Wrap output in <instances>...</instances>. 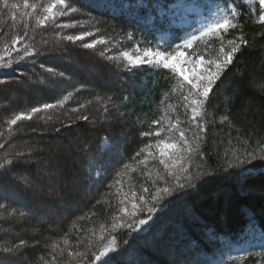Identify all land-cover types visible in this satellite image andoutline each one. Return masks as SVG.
<instances>
[{
    "label": "trees",
    "instance_id": "trees-1",
    "mask_svg": "<svg viewBox=\"0 0 264 264\" xmlns=\"http://www.w3.org/2000/svg\"><path fill=\"white\" fill-rule=\"evenodd\" d=\"M174 1L67 0L81 11L59 18L58 23L78 20L76 28L50 23L33 31L35 20L23 18L29 24L31 39L6 49L14 36L24 33L21 12L25 9L23 0H9V5L21 4L19 10L5 7L0 0V56H4L0 64L12 61L10 67H0V80L6 81L0 84V131L4 133L0 136V145H4L0 148V164L25 153L11 165L0 167V194L17 200L0 199L5 204L0 209V245L27 241L18 253L0 251V259L6 264L50 262V253L56 254L52 243L84 251L76 241L91 237L93 230L98 238L100 225L110 226L113 214L120 215V200L131 191L137 197L143 194L148 204L137 198L145 211L126 217L130 227L111 233L123 253V264H264V174L257 171L249 175L241 168L228 167L232 149H242L243 139L253 148L258 142L264 143V26L249 15L252 5L246 0L235 3L245 14L237 22L242 24L249 45L210 96L204 118L206 130L200 134L202 155H193L190 162L191 181H185V174H181L180 182L185 187H175L171 196L159 202L150 226L138 230L134 222L147 219L146 208L151 206L150 195L143 192V187L154 194L155 187L175 184L158 159H149L145 167L139 163L144 155L137 157L136 153L156 139L141 133H155L152 120L164 115L167 104L178 100L172 96L160 104L162 94L174 83L170 72L149 65L131 68L121 51L130 53L135 42L142 43L141 47L157 44L163 51L171 50L181 42L184 32L196 34L199 29L178 26L166 13ZM192 1L201 5L209 22L217 13V5L223 7V0ZM80 31H91L108 43L85 49L79 41L62 38ZM159 34L166 38L160 40ZM26 46L34 48L35 54L18 60L11 47L20 49L22 56ZM202 47L194 45L196 49ZM5 51L10 55L5 56ZM49 67L64 72L65 77H51L45 71ZM70 91L74 94L63 108L19 122L9 133L6 121L14 114L53 103ZM80 115H88V121L77 119ZM170 115L173 120L179 115L181 121H187L182 109ZM179 127L189 125L185 122ZM168 135L161 133L159 138ZM186 136L193 141V131ZM110 151L113 156H108ZM79 169L83 171L78 174ZM149 171L151 177L146 175ZM157 173L165 179H157ZM89 189L91 194L87 196ZM126 206L131 208L128 202ZM12 209L25 215H9ZM65 237L68 245L63 243ZM109 239L105 233L104 243ZM57 264H76V258L65 252L57 256Z\"/></svg>",
    "mask_w": 264,
    "mask_h": 264
},
{
    "label": "snow or ice",
    "instance_id": "snow-or-ice-1",
    "mask_svg": "<svg viewBox=\"0 0 264 264\" xmlns=\"http://www.w3.org/2000/svg\"><path fill=\"white\" fill-rule=\"evenodd\" d=\"M246 2L252 7L250 8L249 15L256 17V23L264 26V0H246ZM5 7L19 10L21 4L12 3L9 5V0H3ZM23 9L21 12L22 22L24 23L23 35H16L10 41V44H6L5 48L8 49L10 45L14 46L20 44L25 38L29 37V24L23 19H34L35 25L32 27L34 31L36 27H46L47 25L55 24L57 27L65 29H74L79 25L78 20H72L68 23H58L61 17H71L72 14L79 13L80 8L74 6L73 3L67 2V0H47L45 3H29V0H23ZM30 9V11H29ZM239 6L235 3V0H223V7L217 5V13L211 22L205 24L196 34H190L182 41L171 48V50L161 51L159 49L153 50L151 48L145 49L142 54L132 55L127 51L121 53V56L127 61L128 66L131 68L140 67L143 65L156 66L167 70L171 73L174 83L169 86V91H165L162 95L164 99L160 101L163 105L170 97H177L178 102L176 104L169 103L164 110V115H161L158 119H153L151 124L157 130L153 132H142L141 135L147 138L156 137L155 142L148 143L136 153L139 157L144 155V159L139 163L147 167L149 159L159 161V164L163 166L167 177L173 178L175 184L173 187H155V193L152 194L147 187H143V192L149 193L151 199V206L146 208L147 219H139L134 221L138 224V230H144L146 226H150V221L153 219L154 213L157 212L159 202L164 199L165 196H171L174 188H184L185 183H181V174L185 181H191L192 174L190 172V162L193 155L200 153V141L202 139L201 133L206 130V122L204 118L207 116V105L210 96L214 94V89L217 86L218 81L221 80L225 72L234 64V61L241 53V51L249 45V40L245 38L242 31V24L238 23L240 16L245 15L239 11ZM13 19H15V13H13ZM239 31L240 34H234ZM264 35V33H262ZM63 39L76 43L81 42V45L85 49H94L98 44L105 45L108 43L103 37H97L95 33L91 31H80L77 35H66ZM90 41V42H85ZM195 44H203L202 48H194ZM11 51L17 52L18 60H24L26 57L34 55L36 50L28 46L24 47L23 55L20 56V49L11 47ZM10 55L9 51H5V56ZM103 55V53H101ZM4 59V56H0V61ZM111 59V57H110ZM12 61L9 60L6 64H0V67H10ZM44 68V65H41ZM45 71L54 78H64V72H58L55 68L49 67ZM6 83V81L0 80V84ZM261 87H264L262 85ZM78 91V89H74ZM74 91L67 92L61 99L55 100L53 103H43L35 107H31L28 111H19L14 114L11 119L6 121L9 133L12 132L14 126L18 125L22 121H31L34 116L42 112H49L57 108H63L64 105L69 102L74 94ZM80 107H83L81 105ZM178 109H182L183 114L187 117V121H181L179 115L175 116L173 120L170 113H176ZM78 111V109H73ZM107 112V108H105ZM79 120L88 121V115H80L77 117ZM227 120L228 117H223ZM188 123V128H181V123ZM57 132L60 129H56ZM193 131V141L190 142L186 133ZM168 133V137L165 139L159 138L161 133ZM4 133L0 131V136ZM243 144L242 149H232V159L228 162L229 168H241L244 173L251 175L253 172H261L264 174V143H259L257 147H251L247 139L241 141ZM195 144V147H193ZM4 145H0L3 148ZM155 149V151H153ZM251 149V150H249ZM25 153H17L13 158L17 159ZM227 155V153H226ZM13 160H5L0 167L4 165H11ZM187 161V162H186ZM234 161V162H233ZM260 161L261 164L256 162ZM251 165V167H245ZM127 168L128 166L125 165ZM151 177L153 174L151 171L146 173ZM157 179H165L157 173ZM156 181H153L155 185ZM167 182V181H165ZM119 183V181H117ZM6 195H0V199H6ZM148 204L145 196L140 194L137 197L135 191H131L130 195L125 194L120 200V207L118 209L120 215L113 214L112 223L110 226L105 224L100 225V235L97 238L96 233L93 230L91 237H84L83 240L76 241V246H84V251H73L70 248H61L59 243H52V252L56 253L52 256L51 261H45V264H57V256L63 255L67 252L69 257L76 258V264H123V253L116 246V237L111 236L112 232L117 229L130 227L126 223L125 218L128 216L136 217L139 213L145 211L136 200ZM126 202L131 204L129 209L126 206ZM5 204L0 203V209H4ZM9 215L24 216L25 213L17 212L16 209H12ZM2 215V213H0ZM105 233L110 236L107 243H104ZM87 243H84V241ZM64 245L69 244L67 237L63 240ZM27 246V241L24 239L19 240V243L12 244L11 246L0 245V251L4 253L15 254L20 252L21 249ZM264 247V245H262ZM59 249L57 253L56 250ZM42 259V258H41ZM243 259V257H240ZM0 264H6V262L0 259Z\"/></svg>",
    "mask_w": 264,
    "mask_h": 264
},
{
    "label": "rangeland",
    "instance_id": "rangeland-1",
    "mask_svg": "<svg viewBox=\"0 0 264 264\" xmlns=\"http://www.w3.org/2000/svg\"><path fill=\"white\" fill-rule=\"evenodd\" d=\"M165 10H166V13L172 18L174 23L178 26L185 27V26L193 25L197 29H201L205 24H207L209 22V20L207 19V16H206L203 8L201 7V5L196 3V2H193L192 0H175L174 2L170 3L169 7ZM190 34L191 33H188V32L185 33L184 32L182 37H181V41H182V39L186 38ZM165 38L166 37L164 34H159L160 40H164ZM141 44H137L135 42L133 49H132V51H130L129 54H132V55L142 54L143 51L145 49H148V48H151L153 50L159 49V50L163 51L161 49V46L157 45V44H154L151 46L143 45V47H141ZM123 52H125V50L121 51V53H123ZM126 63H127V61H126ZM14 98H15V96L13 95V97H11L10 99L13 101ZM113 153L114 152L110 151L108 153V156H110V155L113 156ZM81 171H83V169H79L78 174L81 173ZM72 172L73 173H71V174H73V176H74V174H76V173L73 170H72ZM87 182H88V184L90 183L88 179H87ZM85 194L87 196L90 195L91 194L90 189H89V191H86ZM0 195H4V194H0ZM6 197H7L6 199L9 201H13V200L17 201V200H15V198L13 196L6 195ZM177 253H180V252H177Z\"/></svg>",
    "mask_w": 264,
    "mask_h": 264
}]
</instances>
